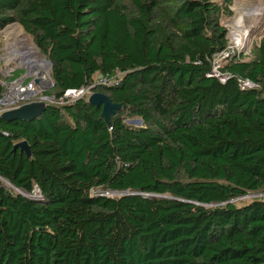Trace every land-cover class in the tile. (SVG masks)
I'll list each match as a JSON object with an SVG mask.
<instances>
[{"label":"trees","instance_id":"16d2710c","mask_svg":"<svg viewBox=\"0 0 264 264\" xmlns=\"http://www.w3.org/2000/svg\"><path fill=\"white\" fill-rule=\"evenodd\" d=\"M233 1L0 0V30L51 62L46 93L119 72L93 90L126 106L111 126L88 96L0 117V264H264V36L212 74Z\"/></svg>","mask_w":264,"mask_h":264},{"label":"rangeland","instance_id":"374dc122","mask_svg":"<svg viewBox=\"0 0 264 264\" xmlns=\"http://www.w3.org/2000/svg\"><path fill=\"white\" fill-rule=\"evenodd\" d=\"M231 8L233 10H231ZM230 10H231L230 15L221 16V23L227 29V47L224 51L218 53L214 57L213 68H212V72L221 76L222 78H224L223 76L224 73H222L221 70L224 67V65L228 62V60L235 57L241 59L251 58L252 54L254 53L255 47L259 44V41L264 36V0H234L230 6ZM239 21H242L241 22L242 24H240V26L243 27V29L244 27H250V30H248V32L250 33H248L249 36L246 41V45L241 48L239 46L245 40L243 39V37H241L243 31L236 29V24L239 23ZM12 24L22 29V27L18 23L13 22L0 30V70L3 71L5 66L9 68L23 70V73L28 66H30L31 68L35 67V69L38 70L37 67L40 68L41 65L39 59L43 58L44 55L39 51L37 46L32 42L31 37L23 29L22 31L24 32L25 36L27 37V39L31 44V46L27 45L26 47H24L26 51L22 50L21 45L17 41L15 40L10 41L5 34L7 32V31L5 32V30L8 26ZM32 46L33 47L36 46L35 48L36 50L38 49L40 55L30 52ZM24 52L26 53L25 55L29 57L27 58L28 60L23 59ZM20 53L22 54V56L20 55ZM39 70L42 72L41 68ZM134 120L135 119L127 120V123L136 124L134 123ZM4 184L9 189L17 191L23 194L24 196L29 197L30 193L16 189L6 181H4ZM93 193L105 194L107 196H117L120 194L98 188L94 189ZM258 196H260V193L250 192L244 196L236 197L232 199V201H235L238 204L241 202L249 201L252 198H256Z\"/></svg>","mask_w":264,"mask_h":264},{"label":"built area","instance_id":"2783aa9c","mask_svg":"<svg viewBox=\"0 0 264 264\" xmlns=\"http://www.w3.org/2000/svg\"><path fill=\"white\" fill-rule=\"evenodd\" d=\"M41 62L40 68L42 72L34 69L35 67L28 66L23 73L16 77L13 74L16 72L15 68H9L5 66L4 70L1 71L3 76L9 77L0 81V84L4 86V90L0 94V115L6 111L16 109L26 103H43L47 104H65L74 102L84 96H88L94 92V88L97 85L112 86L119 82L121 73H106L98 74L94 81L86 85H82L76 88L66 89L60 96L56 97L54 94H48L46 91L54 86V81L47 70L45 62L42 58L39 59ZM23 73V74H22ZM212 74L218 77L221 81H224L228 75H223L224 78L212 72ZM37 79L38 81H36ZM252 84L249 81H241L240 87H250ZM29 197L39 198L40 191L37 187H34Z\"/></svg>","mask_w":264,"mask_h":264},{"label":"water","instance_id":"95a60500","mask_svg":"<svg viewBox=\"0 0 264 264\" xmlns=\"http://www.w3.org/2000/svg\"><path fill=\"white\" fill-rule=\"evenodd\" d=\"M231 10H233L231 8ZM36 47V46H35ZM37 55H40L38 49L36 51ZM43 62H45L47 66V70L50 73L51 69V62L46 57L43 56L42 58ZM38 81L37 79H35ZM88 102L95 105L98 108H101V117L104 118L106 123L111 126L112 119L120 117V114L117 113L121 108H125L126 106H122L120 103L113 102L107 95H105L102 92L94 91L91 93L88 97ZM46 105L43 103H26L21 105L20 107L16 109H12L9 111H6L0 115L4 120L11 121L14 119H20V120H32L38 116L42 110L45 108ZM134 123L136 125H140L141 120L135 119ZM19 147L22 150H25L27 154H29V146L26 141H20L18 142L14 148Z\"/></svg>","mask_w":264,"mask_h":264},{"label":"bare ground","instance_id":"6f19581e","mask_svg":"<svg viewBox=\"0 0 264 264\" xmlns=\"http://www.w3.org/2000/svg\"><path fill=\"white\" fill-rule=\"evenodd\" d=\"M242 21H239V23H237L236 24V29H238V30H242L243 32V34H242V36L241 37H243V39L245 40L239 47L241 48V47H243V46H245L246 45V41H247V39H248V36H249V34L248 33H250V32H248V30H250V27H244V29H243V27H241L240 26V24H242L241 23ZM234 26V25H233ZM235 29V30H236ZM7 31V32H6ZM237 31V30H236ZM6 32V33H5ZM5 34H6V36H7V38L10 40V41H12V40H15V41H17L20 45H21V47H22V50L23 51H26V49L24 48V47H26L27 45L28 46H31V44H30V42H29V40L27 39V37L25 36V34H24V32L22 31V29L20 28V27H18V26H16V25H14V24H12V25H10V26H8L7 28H6V30H5ZM235 33V32H234ZM236 36H238V35H236ZM14 38H17V39H14ZM31 50V51H30ZM29 51L30 52H33V53H36V48L35 47H33L32 46V49H30ZM28 51V50H27ZM26 53L24 52V58L23 59H27V58H29L28 56H26L25 55ZM20 55L22 56V54L20 53ZM26 56V57H25ZM34 56H36V55H34ZM28 60V59H27ZM26 63V62H25ZM35 69V68H34Z\"/></svg>","mask_w":264,"mask_h":264}]
</instances>
